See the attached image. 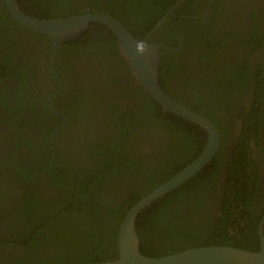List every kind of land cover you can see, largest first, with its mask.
<instances>
[{
  "label": "flooded vegetation",
  "instance_id": "flooded-vegetation-1",
  "mask_svg": "<svg viewBox=\"0 0 264 264\" xmlns=\"http://www.w3.org/2000/svg\"><path fill=\"white\" fill-rule=\"evenodd\" d=\"M82 1L75 0V3L80 6ZM16 3L24 15L35 19L49 20L42 17L53 16L56 12L53 0H44L42 5L39 2L36 12L32 9L30 0H22L21 3L16 0ZM179 6L168 16V18L172 16L170 25L175 28L178 22L186 20L183 29L185 33L188 32V36H198L200 31L188 21H210L209 36H216L220 44V47L214 50L213 61L202 59L206 51L200 46L186 56H182L181 53L176 54L182 51L183 46L179 32L176 34L177 39L179 37L177 44L168 46L156 42L155 36L157 38L168 36L163 31L156 33L162 25L154 31L147 42L160 45L159 52L165 49L172 55L169 56L171 62H176L174 68L170 72L166 71L164 77L165 90L168 91L166 94L198 116L208 120L205 115L197 112L206 113L218 123V127H214L219 134L220 144L216 155H219L220 170L214 189H206L205 195L203 194L205 199L213 201L211 204L207 203L206 208L215 211L219 208L233 148L243 130L246 135L249 134L246 145L249 159H252L249 161H254L258 168L257 195L262 204L264 201V98L254 87V74L260 65L264 75V0H193L183 7ZM82 8L83 11L80 12L84 13L87 9L91 13V9L86 5H82ZM59 13L64 14L63 11ZM155 16L156 13L151 10L143 11L141 14L143 20L153 19ZM67 17L71 16L67 15ZM123 20L130 22V18L127 17ZM90 31L92 32L91 29ZM204 32L206 33L207 30ZM105 35H109L107 29ZM226 36H240L241 40L239 42L233 37ZM257 36L263 39L262 47L257 46L259 43ZM68 43L57 48L51 63L50 39L19 24L10 14L4 0H0V264H17L18 260L25 264H35V262L54 260L60 255V251L58 253L56 249L46 248L38 260H31V255L38 250L39 244L27 239L26 228L31 234L36 232L26 225L24 215L30 210L40 213L45 211L53 213L51 218H48L53 226L61 228L69 226L71 214L58 213L54 210L67 211V205L75 198L72 192L74 186L67 181L61 188L54 184L55 179L68 176L75 182L80 176L91 173L90 169L95 165H103L104 160L99 158L96 160V156L90 152V148H87V142L93 143L97 139L101 142L106 136H115L118 133L117 130L111 129L108 123L102 121L104 117H93L91 113H87L84 117L78 118L75 96L81 93L79 98L87 104L103 103L107 108L109 104L117 105V113L120 116L134 109L143 108L139 104V99L134 97V92L139 90L140 95L144 96L141 92L144 88L119 53L118 44L115 49L129 71L118 69L120 60L115 56L99 58L97 54L102 48L91 52H78L71 57L68 47L65 46ZM244 61L251 70L249 81L247 80L251 88L244 86L237 89L236 86L229 85L225 76L232 73L231 70H234L237 63L243 64ZM160 62L159 56V64ZM215 73L223 77L227 87H235L233 92L231 90L216 92L214 84L209 82L210 77L218 78ZM113 79L118 82H110ZM68 80L71 82L69 83ZM92 92L108 94V97H98L91 102L87 97L92 95ZM257 98L261 101L259 109L262 111L259 115V125L251 122L257 117ZM211 106L217 108L215 114L212 113ZM136 116L142 117L141 114ZM113 121L117 122V118H113ZM125 121L130 125L139 126L138 123H129L128 119ZM69 124L71 126L67 127ZM73 125L74 129H72ZM106 125L108 128L105 130ZM257 128H259L258 138L255 131ZM134 136L138 139H128L127 144L130 141L131 143L127 148L129 156L134 150L137 158H145L143 156H152V154L161 157L165 150L169 151L171 144L178 146L179 142L159 127L153 126L150 130L140 129ZM197 136H199L198 140L203 142L206 134L203 130H199ZM118 142L121 144V141H115L117 145ZM115 146L111 145L109 149L113 150ZM116 148L121 150L119 146ZM79 149L86 150L89 157L95 159L84 157L78 161L76 156L82 155ZM194 151L190 150L186 153L185 161L191 158ZM10 157L12 158L10 164H4ZM48 161L53 162L56 169L59 166L62 171L59 176L55 177L47 172L45 164ZM178 163L183 164V160ZM142 164L144 165L143 162ZM19 166L29 172H36V177L32 179L35 183L33 187L30 188L32 183L30 184L29 179L19 177ZM151 167L147 172L155 170ZM147 172L132 173L129 178H137L132 184L125 176L123 180H118L117 177L110 178L108 181L117 184V190L114 188L109 193V190L105 189L109 193L107 196L101 194L99 190L91 199L94 198L101 204L120 201L130 193L131 185L140 187L138 180L146 178ZM123 173H126L125 169ZM5 191L9 192L8 196H4ZM119 191L123 194L114 197ZM36 199L46 204L33 209L28 208L29 204L43 203ZM27 208L30 210L26 211ZM44 208L47 210H43ZM70 209L75 212L73 207ZM100 212L105 214L103 210ZM42 225H45V222ZM49 233L43 234V241L46 244L52 238Z\"/></svg>",
  "mask_w": 264,
  "mask_h": 264
},
{
  "label": "trees",
  "instance_id": "trees-1",
  "mask_svg": "<svg viewBox=\"0 0 264 264\" xmlns=\"http://www.w3.org/2000/svg\"><path fill=\"white\" fill-rule=\"evenodd\" d=\"M18 1L21 3L22 0ZM43 1L30 0L32 9L36 12L39 2L42 5ZM176 1L83 0L79 6L75 3V0H53L56 8L55 14L42 18L59 19L67 17V15H79L83 13L80 12L83 11L82 5H86L87 8L91 9V13L113 16L125 25L136 39L141 40ZM192 1L183 0L179 7H183V5L185 6ZM198 7L200 8V6ZM60 10L64 14H60ZM148 10L155 12L156 16L153 19L143 20L141 14L143 11ZM124 17L130 18V22L127 23L123 20ZM171 20L172 16L156 32L160 33L163 31L168 36H159L158 38L155 36V41L168 46L169 44H177L178 39L176 34L179 32L180 41L183 43V46L182 51L180 50L176 54L181 53L182 56H186L188 53H193V50L197 46H200L206 51L202 59L212 62L214 50L218 49L220 44L219 40H216V36H209L211 29L210 21H188L200 29L198 36H188V32L185 33L183 29L186 20L178 22L175 28L171 27ZM99 28H102V26L97 24L91 25L92 32L89 30L78 39L65 44L68 47L70 56L74 57L78 52H91L102 48L97 54L100 56L99 58L115 56L120 60L118 69L129 71L115 49V46L118 44L117 39L110 32L106 36V28H102L103 30ZM206 30L208 33L204 32ZM90 33L93 34L91 35ZM226 37H233L239 42L241 40L240 36ZM257 38L259 39L257 46L262 47L263 39L261 36H257ZM80 40L82 41L80 42ZM69 54L67 52V55ZM158 54L161 58L159 64V86L166 93L168 91L165 90L164 77L167 74L166 71L170 72L176 62H171L169 56L172 55L165 49H162ZM231 72L230 75L225 76L230 86L234 85L237 89H241L244 86L251 88L248 82L251 70L245 61L243 64L237 63ZM215 75H218V78L210 77L209 82L214 84L216 92L229 90L233 92L235 87H227L223 82L225 81L223 77L219 73H215ZM254 77V87L257 92L262 93L264 98V75L260 69V65ZM68 81L69 83L71 82L70 80ZM112 81L117 80L113 79L110 82ZM141 92L144 96L140 95L139 90H135L134 97L139 99V104L143 108L134 109V111H130L122 116L117 113V105L109 104L107 108L103 103L87 104L79 98L81 93L75 96L78 118L84 117L87 113H91L93 117H104L102 121L108 123L111 129L117 130L118 133L115 136H106L103 139L104 141L101 142L99 139L97 141L94 140L93 143L87 142V148H90L89 150L96 156V160L98 158L104 160L103 165H95L94 168L90 169L91 173L80 176L75 182L68 178V176L55 179L54 184L59 185L61 188L66 185L67 181L74 186L72 192L75 198L71 200V203L67 207L64 206L67 208V211L61 209L54 210V212L58 213L71 214L69 226L62 228L53 226L48 221V218L50 219L53 213L45 211L42 213L39 211L32 212L33 210H30L37 208L39 205L46 204L44 201L36 199L38 202L41 201L43 203L28 205L30 209L27 208L26 211H30L24 215L26 225L34 229L36 233L31 234L26 228L25 235L28 233L27 239L39 244L38 250H35V254L31 255V260H38L46 248L56 249L58 253L60 251V255L56 259L35 262V264H95L114 260L117 257L118 230L128 210L144 196L190 164L204 148L206 136L203 142L198 140L199 136H197V133L201 130L199 127L169 113L162 115L160 106L151 99L144 89H141ZM125 93L127 96L129 95L127 91ZM98 97L107 98L108 94H96L92 92V95L87 98L92 102V100ZM256 106L258 107L257 117L251 120V122L259 125V115L262 112L259 109L261 107L259 98L256 99ZM211 108L212 113L215 114L217 108L212 106ZM197 113L205 115L216 128L218 127L215 118L203 112ZM137 114H141L142 117L136 116ZM113 118H117V122H114ZM127 119L129 123H138L139 126L128 124L125 121ZM70 126L69 124L67 127ZM152 126L159 127L172 139L179 141L178 146L171 144L169 151H161L163 152L161 157L152 154V156H143L145 158H137L134 150H132L133 152L129 156L127 146H129L128 144L131 141L127 144L128 139H138L134 135L138 134L140 129L150 130ZM106 128H108L107 125L105 130ZM72 129H74V125ZM255 131L258 138L259 128L255 129ZM247 135L243 130L235 143L233 156L228 166L226 184L222 190L223 195L219 208L216 211L207 210L206 204H211L213 201L208 198L205 199L203 194L206 189H214L215 180L218 178L220 170L219 155H216L212 163L207 165L192 179L142 211L136 219L135 228L140 242V252L144 256L158 258L187 249L205 246H228L249 252L259 251L257 230L260 219L264 215V201L261 204L257 195L258 168L254 161H249L252 159H249V151L246 146L249 138ZM115 141H121V144L118 142L117 145ZM83 144L85 145V142ZM111 145H116L113 150L109 149ZM117 146L121 150H118ZM190 150L195 151L192 153L191 158L185 161L186 153ZM79 151L82 155L76 156L78 161L84 157L90 158L89 153L85 152L86 150L79 149ZM11 159V157L7 159L4 164H10ZM182 160L183 164L178 163V161L182 162ZM150 166L155 168V170L147 172ZM45 169L55 177L62 173L59 166L56 169V165L49 161L45 164ZM123 169L126 170L125 174L123 173ZM143 171L147 173L146 178L138 180L140 187H137L135 184L131 185L130 188L132 189L130 193L122 198V200H117L113 204H101L94 198L91 199L92 195L99 190L101 194H106V196L114 188L117 190V184L109 182L108 179L117 177L118 180H123L125 177L129 178L132 173ZM18 173L20 178L29 179L30 184L32 183L30 188L33 187L35 183H33L32 179L36 177V172H29L22 166H19ZM51 174L48 175L52 177ZM161 176L163 177L160 178ZM136 179L129 178L131 184L135 183ZM105 189L109 190V193ZM120 193L121 195L123 194V192L119 191L114 197L119 196ZM8 195L9 192L5 191L4 196ZM91 203L95 205L93 206ZM71 207H73L75 212L71 211ZM43 210H47V208ZM100 210H103L105 214L103 215ZM44 222L45 225H42ZM48 232H50L49 235L52 238L46 244L43 241V234L48 235L46 234ZM17 264H25V262L22 263L21 260H18Z\"/></svg>",
  "mask_w": 264,
  "mask_h": 264
},
{
  "label": "water",
  "instance_id": "water-1",
  "mask_svg": "<svg viewBox=\"0 0 264 264\" xmlns=\"http://www.w3.org/2000/svg\"><path fill=\"white\" fill-rule=\"evenodd\" d=\"M182 1L177 0L148 35L144 39L138 40L120 21L109 15L90 13L86 9L83 14L42 20L24 15L19 10L16 0H4L10 14L19 24L50 39L52 43L51 63L60 45L78 39L91 29V25L97 24L106 28L117 39L118 51L129 65L134 77L151 99L160 106L162 113H169L189 122L206 133V143L202 152L177 174L144 196L125 214L117 235V257L111 261L95 264H264V215L257 230L258 252H249L228 246L192 248L158 258L146 257L140 252V242L135 228L137 217L146 208L182 186L209 165L220 144L219 134L211 122L179 105L161 89L158 54L161 46L147 42L154 31L167 20ZM138 43L145 45L143 53L137 51Z\"/></svg>",
  "mask_w": 264,
  "mask_h": 264
},
{
  "label": "clouds",
  "instance_id": "clouds-1",
  "mask_svg": "<svg viewBox=\"0 0 264 264\" xmlns=\"http://www.w3.org/2000/svg\"><path fill=\"white\" fill-rule=\"evenodd\" d=\"M144 50H145V45H144L143 43H138V44H137V51H138L139 53H143Z\"/></svg>",
  "mask_w": 264,
  "mask_h": 264
}]
</instances>
